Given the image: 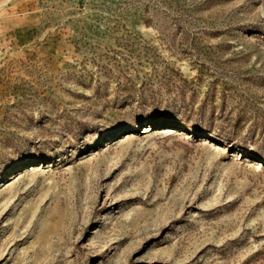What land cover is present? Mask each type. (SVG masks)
<instances>
[{
	"label": "rangeland",
	"instance_id": "1",
	"mask_svg": "<svg viewBox=\"0 0 264 264\" xmlns=\"http://www.w3.org/2000/svg\"><path fill=\"white\" fill-rule=\"evenodd\" d=\"M0 264H264V0H0Z\"/></svg>",
	"mask_w": 264,
	"mask_h": 264
}]
</instances>
